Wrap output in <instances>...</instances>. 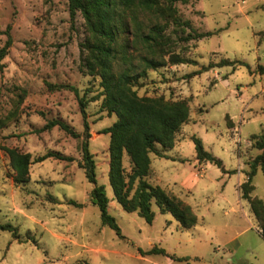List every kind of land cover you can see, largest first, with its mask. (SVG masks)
I'll return each mask as SVG.
<instances>
[{
    "label": "rangeland",
    "instance_id": "1",
    "mask_svg": "<svg viewBox=\"0 0 264 264\" xmlns=\"http://www.w3.org/2000/svg\"><path fill=\"white\" fill-rule=\"evenodd\" d=\"M173 7L184 25L154 20L137 10L126 13L113 70L140 73L141 58L151 56L138 35L155 24L163 26V46L152 54L163 66L144 69L145 76L131 88L138 97L188 105V120L173 147L163 151L156 146L163 157L149 154L146 181L191 208L197 224L189 229L168 213L157 214L154 204L157 215L148 225L112 200L109 138L100 132L115 118L99 112V78L80 70L87 37L81 15L70 18L67 0H0V49L8 36L11 40L0 62V225L16 230L15 237L0 231V264H264L259 225L239 190L261 154L252 137L264 135V75L257 70L264 67V0H187ZM206 32L213 34L183 40ZM172 58L183 63L171 64ZM222 60L249 67H218ZM63 86L86 100L88 151L120 236L100 224L98 209L89 202L92 185L79 168L82 138L57 127L44 129L47 122L59 120L79 136L83 133L78 97ZM193 138L222 169L196 159ZM5 148L27 153L32 161L47 153L72 161L33 162L28 181L18 185ZM122 165L128 173L126 155ZM251 185V196L264 205L259 164ZM152 248L163 254L139 253Z\"/></svg>",
    "mask_w": 264,
    "mask_h": 264
},
{
    "label": "trees",
    "instance_id": "2",
    "mask_svg": "<svg viewBox=\"0 0 264 264\" xmlns=\"http://www.w3.org/2000/svg\"><path fill=\"white\" fill-rule=\"evenodd\" d=\"M187 0H67L70 18L79 13L84 21L87 32L86 40L82 45L84 55L81 57L80 70L90 76L99 78V112L107 116H114V122L103 129L100 134L109 138L107 147V182L114 200L124 212L136 213L146 224L151 225L157 214L168 213L174 221L183 228H191L197 224L195 214L191 208L175 196L165 192L158 186H151L146 178L150 173L149 154L156 152V146L163 151L171 149L174 138L180 127L187 122L189 109L186 101H168L163 97H138L132 90V85L139 78L145 76L144 69H156L163 66V62L155 59L154 50L163 46L164 28L155 24L147 34L138 35L146 52L151 58H141L143 70L132 74L127 68L119 72L113 70V63L117 60V45L120 35L125 31L124 19L126 13L139 11L154 20L172 22L174 25H184L179 22L173 5L176 2L185 3ZM213 33L195 34L192 38L199 40L208 38ZM11 45L10 37L0 49V62L6 56ZM171 64L183 63L179 58H172ZM218 67L230 66L234 70L238 66L249 67L239 61L222 60ZM0 64V68H1ZM212 67V66H209ZM205 68L203 71H207ZM257 70L264 75V67L258 66ZM75 93V89L63 86ZM78 97V96H77ZM264 103V94H263ZM79 112L83 122V133L76 134L68 125L59 120L47 122L44 129L57 127L72 138H82L81 162L79 168L83 169L85 178L92 185L89 192V202L98 209L100 224L108 227L120 236V229L116 220L108 212L109 199L104 187L98 185L95 175L93 156L88 151L89 124L86 115V100L78 97ZM4 121L0 119V129ZM194 151L198 161H206L222 169L221 162L202 148L200 140L193 138ZM252 145L261 151L247 174V180L239 186L240 199L248 203L251 214L259 225V235L264 240V205L258 198L251 196L254 188L251 178L255 175L256 167H261L264 176V135L253 136ZM9 166L13 173V182L18 185L25 184L29 179V166L33 162H42L47 158L72 161L71 158L61 157L58 154L47 153L35 161L27 153H22L14 148H5ZM126 155L130 170L125 173L122 158ZM69 205L81 207L69 201ZM152 204L158 209L155 214ZM0 231H10L15 237V228L9 224L0 225ZM141 256L149 254H163L162 250L152 248L146 252L139 251Z\"/></svg>",
    "mask_w": 264,
    "mask_h": 264
},
{
    "label": "crops",
    "instance_id": "3",
    "mask_svg": "<svg viewBox=\"0 0 264 264\" xmlns=\"http://www.w3.org/2000/svg\"><path fill=\"white\" fill-rule=\"evenodd\" d=\"M150 171H151V166H150ZM159 187V186H158ZM161 188V187H160Z\"/></svg>",
    "mask_w": 264,
    "mask_h": 264
}]
</instances>
